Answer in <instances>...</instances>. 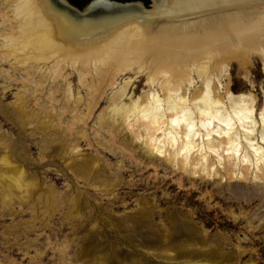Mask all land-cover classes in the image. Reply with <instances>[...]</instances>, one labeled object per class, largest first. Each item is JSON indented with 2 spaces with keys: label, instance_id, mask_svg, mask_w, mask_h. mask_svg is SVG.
Wrapping results in <instances>:
<instances>
[{
  "label": "bare ground",
  "instance_id": "obj_1",
  "mask_svg": "<svg viewBox=\"0 0 264 264\" xmlns=\"http://www.w3.org/2000/svg\"><path fill=\"white\" fill-rule=\"evenodd\" d=\"M220 48L228 58L219 55ZM249 49L255 54L264 52V0H151L148 9L142 6L114 14L86 13L66 0H0V66L7 64L13 71L25 72L35 83H49L53 100L59 94L55 82L70 65L81 76L79 84L86 93L83 105L87 101L89 118L103 103V94L134 71V77L128 78L109 100L99 116V126L110 132L124 130L129 141L143 148L146 156L179 173V191L160 198L161 203L176 205L181 189L190 181L199 182V187H209V181L215 180L264 185V114L259 138H255L252 95H235L230 79L219 93L212 78L215 69L222 72L230 58L249 60ZM145 59H149L147 64L142 63ZM54 61L50 74L44 70V77L43 67ZM150 66L160 81L159 91L144 93L124 104L133 96L128 94L130 84ZM194 72L200 85L191 94ZM148 87L154 88L152 80ZM17 100L22 115L31 120L47 118L51 126L64 131L61 119L66 109L59 112L53 103L50 108L55 113L49 111L43 116L29 110L25 96H17ZM55 120L57 124H53ZM72 133L70 130V138L61 146L62 150L66 147V153L78 149L71 143ZM53 155L57 156L55 150ZM151 184L153 181L146 180L137 188L149 189ZM155 185L159 189L167 186V191L176 188L172 177L160 179ZM191 186L195 189L194 184ZM35 188L23 166L0 141L3 210L15 202L20 205ZM51 190L42 198L46 210H66L68 217L78 218L75 202L67 204ZM189 191L186 204L193 203L194 190ZM205 210L201 213L209 216ZM37 218L41 222L47 215ZM62 256L63 264H71L65 254ZM206 262L200 259L183 264Z\"/></svg>",
  "mask_w": 264,
  "mask_h": 264
},
{
  "label": "rangeland",
  "instance_id": "obj_2",
  "mask_svg": "<svg viewBox=\"0 0 264 264\" xmlns=\"http://www.w3.org/2000/svg\"><path fill=\"white\" fill-rule=\"evenodd\" d=\"M248 51L249 60L230 58L222 72L215 69L212 78L219 93L230 79L235 95H252L253 134L259 138L264 114V52ZM217 52L228 58L222 48ZM54 65L55 61L43 67L44 77V70L49 73ZM148 69L130 84L128 94L133 96L130 99L128 95L124 104L144 93L159 91L155 69ZM1 70L0 141L8 146L14 161L23 166L36 188L20 205L15 202L6 207L7 211L0 197V264H63L62 254L71 264H183L200 259L208 264H264V185L215 180L209 181V187H199V182L190 181L181 189L176 205L161 203L160 198L179 191V173L146 156L143 148L129 141L124 130H101L99 116L124 82L134 77V71L118 79L103 94L101 106L87 118L81 76L70 65L55 82L59 94L54 100L49 83H35L25 72L13 71L7 64L0 66ZM192 78L191 94L200 85L195 72ZM151 80L154 88L148 87ZM22 95L29 101V110L43 116L49 111L55 113L50 108L53 103L59 112L66 109L61 119L64 131L51 126L47 118L31 120L22 115L17 100ZM115 126L121 131L119 124ZM70 130L71 143L78 149L66 153V147L62 150L61 146L70 138ZM169 177L176 185L174 190L157 188L160 179ZM57 179L61 180L56 183ZM146 180L153 181L150 188L138 189ZM51 188L59 200L75 202L78 218L68 217L66 210H46L42 198ZM191 189L193 203L186 204L185 196ZM204 209L209 216L201 213ZM43 214L47 218L40 222L37 216ZM151 215L153 218H148Z\"/></svg>",
  "mask_w": 264,
  "mask_h": 264
},
{
  "label": "water",
  "instance_id": "obj_3",
  "mask_svg": "<svg viewBox=\"0 0 264 264\" xmlns=\"http://www.w3.org/2000/svg\"><path fill=\"white\" fill-rule=\"evenodd\" d=\"M144 1L148 2L147 0H144ZM77 4H78L77 7L82 9L84 12L95 13V14L121 13V12L133 11V10L139 9L142 6H144L141 3L118 5V4L110 3L107 1H103V0L94 1L90 4L83 2L82 0H79ZM86 4L88 5L86 6Z\"/></svg>",
  "mask_w": 264,
  "mask_h": 264
},
{
  "label": "flooded vegetation",
  "instance_id": "obj_4",
  "mask_svg": "<svg viewBox=\"0 0 264 264\" xmlns=\"http://www.w3.org/2000/svg\"><path fill=\"white\" fill-rule=\"evenodd\" d=\"M67 1L71 3L72 5H74L75 7L78 6L77 3L79 0H67ZM82 1L90 4L94 1H100V0H82ZM103 1H107L110 3L118 4V5L141 3L145 6V3H146V5L149 6L151 3V0H147L148 2H145L144 0H103ZM88 4H86V6Z\"/></svg>",
  "mask_w": 264,
  "mask_h": 264
}]
</instances>
